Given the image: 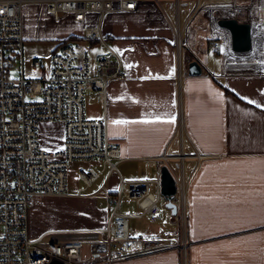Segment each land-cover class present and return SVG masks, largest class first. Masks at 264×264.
I'll list each match as a JSON object with an SVG mask.
<instances>
[{
	"label": "crops",
	"instance_id": "crops-1",
	"mask_svg": "<svg viewBox=\"0 0 264 264\" xmlns=\"http://www.w3.org/2000/svg\"><path fill=\"white\" fill-rule=\"evenodd\" d=\"M228 1L126 0L101 19L90 14L76 23L68 13L58 17L69 18L64 32L70 36L81 37L84 27L99 22L106 44L121 59L123 76L108 84L105 95L86 92L84 101L86 118L107 117V132L120 147V157L118 171L109 177L102 161L86 160L88 167L101 170L99 181L87 188L77 176L85 168L73 173L75 184L66 173V194L45 197L68 212L56 215H62L59 224L36 229L37 213L30 207L32 237L47 232L57 241L102 240L94 231L105 225L109 210L100 188L115 193L123 181L119 212L129 218L130 236L142 235L151 243L173 239L184 246L112 264H264V0H238L234 6ZM226 18L249 24V51L232 49L230 31L218 25ZM23 33L24 53L30 49L24 19ZM85 45L90 72L96 75L97 56L107 54V47L98 41ZM192 61L201 65L199 75L188 72ZM51 67L42 63L37 69L47 77ZM43 123L57 126L59 138L42 140L41 146L57 150L63 124ZM162 165L176 180L177 212L173 215L161 199V218L152 221L129 195V183L151 181L147 188L158 194L153 181L160 178Z\"/></svg>",
	"mask_w": 264,
	"mask_h": 264
},
{
	"label": "built area",
	"instance_id": "built-area-1",
	"mask_svg": "<svg viewBox=\"0 0 264 264\" xmlns=\"http://www.w3.org/2000/svg\"><path fill=\"white\" fill-rule=\"evenodd\" d=\"M126 0H0V264H112L136 255L183 248L173 239L151 243L144 236L132 238L129 218L119 212L124 193L123 181L115 193L101 186L109 215L105 225L94 232L102 240L89 244V255L83 257L81 240H52L47 232L38 237L29 234V209L34 196L66 194V173L75 161H102L107 177L118 171L120 147L110 141L107 117L86 118L85 93L97 91L105 95L108 84L123 76L121 59L110 48L99 22L86 26L80 39L61 44L51 54V73L40 79L23 76L24 3L42 4L55 18L70 14L82 23L90 14L103 15L119 10ZM238 0H229L236 5ZM99 42L107 54L98 55L96 75L91 74L86 42ZM178 47L180 43L176 41ZM218 48L216 44L214 46ZM17 62L20 68L15 72ZM40 68L42 61L35 60ZM59 121L64 126V140L54 151L41 147V122ZM183 126L181 109L178 129ZM182 131V130H181ZM101 170L93 167L79 170L78 180L87 188L99 181ZM151 181H130L129 195L142 214L152 221L160 219V178L153 181L159 188L153 194L147 188ZM144 189V190H143ZM84 190L81 189L79 193ZM181 209L184 195L181 192Z\"/></svg>",
	"mask_w": 264,
	"mask_h": 264
},
{
	"label": "rangeland",
	"instance_id": "rangeland-1",
	"mask_svg": "<svg viewBox=\"0 0 264 264\" xmlns=\"http://www.w3.org/2000/svg\"><path fill=\"white\" fill-rule=\"evenodd\" d=\"M24 11L27 13L22 14L24 19V26L30 33L29 39L27 40L30 49H25L23 53V70L24 76L31 79H37L41 77L40 69L34 67L35 60H41L45 66L51 63L50 57L54 48L59 47V45L70 37V34L65 35L66 27L69 23V18H54V16L49 15L44 11V6L42 4L35 3H24ZM22 10V12H24ZM96 50H92L91 54H95ZM20 68V63L17 62L15 72ZM39 141L46 140L49 142H54L59 138V131L57 126H51L41 122L38 130ZM41 144V143H40ZM43 147V146H41ZM44 148V147H43ZM86 161H75L71 163L67 171V176L69 181L75 184V173L79 166L86 169L90 164ZM71 184V183H70ZM152 188V187H151ZM154 192V188H152ZM50 197H40L34 196L31 199L30 207L34 208L37 213V221L34 223L36 229L44 228V226H52L53 224H59L62 215H56L59 212H68L64 205L50 203ZM121 212V209L119 210ZM57 220V221H56ZM132 224V220H131ZM89 244H84L83 257L87 258L89 255Z\"/></svg>",
	"mask_w": 264,
	"mask_h": 264
},
{
	"label": "water",
	"instance_id": "water-1",
	"mask_svg": "<svg viewBox=\"0 0 264 264\" xmlns=\"http://www.w3.org/2000/svg\"><path fill=\"white\" fill-rule=\"evenodd\" d=\"M218 25L230 31L232 49L235 52H247L251 49V27L248 23H239L233 18H226L219 20ZM188 72L191 75H199L202 72L199 62H190ZM160 173L161 194L166 200V207L169 208L174 215L177 212V204L174 202V198L177 194L176 180L165 165L161 166Z\"/></svg>",
	"mask_w": 264,
	"mask_h": 264
},
{
	"label": "trees",
	"instance_id": "trees-1",
	"mask_svg": "<svg viewBox=\"0 0 264 264\" xmlns=\"http://www.w3.org/2000/svg\"><path fill=\"white\" fill-rule=\"evenodd\" d=\"M81 37H79V36H74V35H72V36H70V37H68V39H66L65 41H63L61 44H66V43H68L69 41H73V40H78V39H80ZM60 44V45H61Z\"/></svg>",
	"mask_w": 264,
	"mask_h": 264
}]
</instances>
